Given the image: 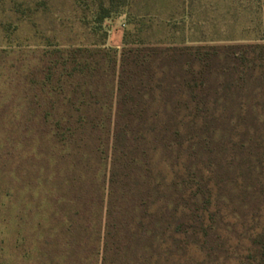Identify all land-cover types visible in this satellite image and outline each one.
<instances>
[{
  "label": "rangeland",
  "instance_id": "1",
  "mask_svg": "<svg viewBox=\"0 0 264 264\" xmlns=\"http://www.w3.org/2000/svg\"><path fill=\"white\" fill-rule=\"evenodd\" d=\"M109 6L0 0V264H256L264 0Z\"/></svg>",
  "mask_w": 264,
  "mask_h": 264
},
{
  "label": "trees",
  "instance_id": "2",
  "mask_svg": "<svg viewBox=\"0 0 264 264\" xmlns=\"http://www.w3.org/2000/svg\"><path fill=\"white\" fill-rule=\"evenodd\" d=\"M133 0H109V9L107 11H105L102 14V18H109L111 16L112 13L118 12L120 9L126 7L127 5H130V3H132ZM141 16V15H139ZM144 17H146L147 15H143ZM128 42L125 39L124 40V47L126 49V47L128 46ZM255 49H259L257 50L258 52L260 51V54L263 55L264 54V45H256ZM188 50V49H187ZM180 51H185V50H180ZM256 52V51H254ZM157 51L153 50L152 51V56H148V55H144L143 50L141 49H137V50H129L128 53H126V50L122 53L121 58L118 59L116 58V55L114 54L111 55V51L107 50V52L103 51V58L104 60L107 59L106 61L108 62V64L110 65V69L112 72V82H113V87H112V91L110 92V94H108V102L110 104H118L121 105L122 103L126 102L127 99V95L125 93L122 92L125 89V86L127 84V77L126 74L128 72L127 66L130 65L129 60L130 59H134L131 62L134 63L135 65H140V66H144L146 62L150 61L149 59H151L153 57V55H156ZM90 69V65L86 64L85 66H83L82 71H80V75H83L86 78H89V76H92L90 78V80L94 77V73L97 71H93L92 69L90 70V72L88 71ZM92 72V73H91ZM262 75L261 77H264V70L262 71ZM263 161L261 162V175L263 176L264 174V165H263ZM261 233L258 234V240L257 242V260H256V264H264V227L261 229Z\"/></svg>",
  "mask_w": 264,
  "mask_h": 264
},
{
  "label": "crops",
  "instance_id": "3",
  "mask_svg": "<svg viewBox=\"0 0 264 264\" xmlns=\"http://www.w3.org/2000/svg\"><path fill=\"white\" fill-rule=\"evenodd\" d=\"M123 35L121 34V31L116 35L114 34L111 39L109 40V44L108 46H111V47H115V48H119L121 47L123 44Z\"/></svg>",
  "mask_w": 264,
  "mask_h": 264
}]
</instances>
